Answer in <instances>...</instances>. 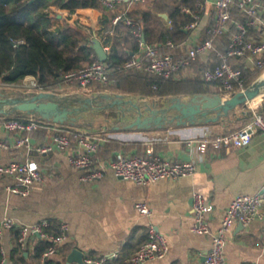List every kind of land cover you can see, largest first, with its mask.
Here are the masks:
<instances>
[{
	"label": "crops",
	"instance_id": "1",
	"mask_svg": "<svg viewBox=\"0 0 264 264\" xmlns=\"http://www.w3.org/2000/svg\"><path fill=\"white\" fill-rule=\"evenodd\" d=\"M156 1H126L120 3L116 9H109L100 2L103 8H82L73 14L56 8L53 9L55 14L52 22L62 27L78 29L92 42L104 26V14L111 18V22L106 26L110 30L107 31L113 34L115 27L128 26L124 21H120L116 26L113 23L116 14L124 13L127 18L139 9L149 10ZM215 1L199 0L194 11L188 6H183V13H200L197 26L187 29V24L186 30H191L188 39L178 45L168 40L167 43L170 41L173 46L160 44L163 50L182 56L189 47L205 39L207 29L215 19ZM184 8H189L190 11L186 12ZM234 14L237 19L246 20L237 10H234ZM164 15L167 14H163L166 26L171 27V20L168 15L167 18ZM232 32L230 29L217 40V49H226ZM101 42L107 51L109 47L105 46L102 40ZM122 46L128 51L132 41L128 40ZM217 64L218 58L213 52L207 58L193 61L191 66L182 70L183 73L179 75L180 72L176 78L198 77L203 70ZM243 70L246 81L251 73L258 72L250 85L264 76V70H250L244 66ZM143 73L145 71L141 72ZM131 79L136 81L137 77ZM108 86L104 91L93 89L83 93L76 85L69 87L63 82L59 89L64 88L60 93L62 95H94L108 92L124 94L135 101L150 103H162L165 98L171 96L189 98L198 93L220 94L219 83L216 81L197 84V92H193L195 88H192L165 96L134 92L127 85L119 87L112 74ZM154 88L157 86L154 85ZM257 99L264 116V94ZM2 117L12 116L0 115V140L9 143L11 147H0V164L25 162L31 158L44 176L43 181L33 186L29 195L22 196L8 191L9 186L17 184V179L0 173V221L8 217L15 222L14 228L5 230L0 240L7 264H77L68 261L69 254L75 248L84 253L85 260L118 252V257L109 258L103 264H130L128 259L148 240L150 223H154L167 238L169 252L163 258L148 260L142 264H201L212 247V237L210 234H197L191 230L194 223L193 193H202L207 201L213 204L214 209L208 217L210 226L215 231L235 196L255 194L264 187V133L260 130L246 147L216 149L209 144L205 156L201 157L196 147L188 144L190 139H202L207 129L214 133H231L246 125L253 118L248 103L239 105L228 116L209 123L172 124L153 129L126 128L115 113L105 112L97 116L88 115L86 119L79 120L72 126L105 135L96 154L101 161H108L117 153H123L161 155L173 161L194 160L197 164L193 175L161 179L149 184H138L129 179L118 178L110 170L98 181H82L81 171L71 165L67 152L55 148L44 154L35 151L29 153L25 147H16L18 133L6 130L2 125ZM31 136L32 143L37 146L51 140V133L42 128L34 131ZM138 203H147L152 209V215H141L136 208ZM45 220L50 222L48 229L53 230L52 234L59 233L61 222L69 225L67 237L58 251L47 259H44V253L38 256L42 245L48 241L38 233H31L25 247H21L23 257L15 252L18 246L17 232L21 233L22 227ZM226 239V264H264V204L259 216L251 223H233L227 231Z\"/></svg>",
	"mask_w": 264,
	"mask_h": 264
},
{
	"label": "built area",
	"instance_id": "2",
	"mask_svg": "<svg viewBox=\"0 0 264 264\" xmlns=\"http://www.w3.org/2000/svg\"><path fill=\"white\" fill-rule=\"evenodd\" d=\"M109 9H116L122 2L136 3L145 0H99ZM215 19L207 29V36L199 43L187 49L182 56H176L173 52H165L159 44L148 43L140 31L135 34L139 39L140 52L123 66L126 69H137L158 74L169 78L179 71L191 66L198 58H207L215 53L218 64L202 71V79L207 82H218L220 94L224 98L232 97L236 92L244 91L246 80L244 67L250 70H264V0H216ZM237 10L246 17V20L237 19L234 14ZM189 12V8H184ZM199 20L198 11L194 14V20L186 28L194 29ZM124 21L132 25L130 18H125L124 13H118L113 18V23ZM230 29L233 30L229 43L224 51L217 49V40ZM255 31V33H253ZM173 46L169 41L167 43ZM113 69L106 61L96 60L91 64L72 72L65 73L63 82L72 87L76 85L83 93L92 91L95 85L106 86L110 82V74ZM23 87L29 88L27 93H36L45 90L34 76L24 79ZM6 85V84H4ZM64 88H58L53 92L61 93ZM253 101V100H252ZM253 118L246 125L231 133H214L210 129L205 130L203 138L190 139L188 144L196 147L200 157L205 156L209 144L216 149L221 147L243 148L248 146L255 134L260 130L264 133V116L258 104H251ZM3 127L9 131H16L18 138L16 147H25L29 153L41 154L58 149L69 154L71 165L81 171L82 181H98L107 171H112L118 178L129 179L138 184H149L161 179H176L193 175L197 169L194 160L173 161L161 155H127L117 153L108 161L97 158V152L105 135L101 132H91L72 126L62 125L35 115L2 117ZM46 129L51 133V140L42 146L32 143L31 134L38 129ZM1 148H10L11 145L0 140ZM0 173L13 176L17 184L8 187L11 193L27 196L33 186L43 181V173L39 166L29 158L25 162L12 161L8 164H0ZM264 204V187L255 194H243L235 196L228 209L225 211L220 226L215 231L209 223V213L214 209L200 192L193 193V218L191 230L197 234H210L212 247L201 264H226L225 247L226 234L233 223H251L259 216L261 206ZM138 212L146 217L152 215V209L147 203L136 205ZM50 222L48 220L22 227L19 243L25 247L27 238L31 233L40 234L50 244L44 252V259L54 255L63 244L69 231L66 222L59 224V233L52 234L47 231ZM15 222L8 217L0 221V240L7 229H12ZM3 257L6 258L1 247ZM169 252L168 241L165 235L154 223H150L148 240L141 245L128 259L130 264H142L148 260L163 258ZM118 252L104 255L99 258H89L86 264H103L109 258L118 257Z\"/></svg>",
	"mask_w": 264,
	"mask_h": 264
},
{
	"label": "trees",
	"instance_id": "3",
	"mask_svg": "<svg viewBox=\"0 0 264 264\" xmlns=\"http://www.w3.org/2000/svg\"><path fill=\"white\" fill-rule=\"evenodd\" d=\"M198 1L157 0L149 10L139 9L127 17L135 22L132 25L119 28L117 25L120 23L116 24L113 34L109 33L106 26L111 18L103 15L104 26L97 32V37L109 47L106 63L113 69L111 74L117 86L127 85L134 92L145 95L179 94L192 88H195L193 92L198 91L197 84L205 81L202 75L177 79L176 76L183 73L181 70L174 76L165 78L155 73L141 74L140 70L123 67L140 52L136 31H140L148 43L163 46L168 40L177 45L184 43L191 34V30L187 31L185 26L194 20L195 13H183L182 7L188 6L194 11ZM92 7L103 8L99 0H0V83L19 84L27 76H34L41 87L53 91L63 83L62 77L65 73L100 60L93 48V41H89L82 32L52 22L55 14L53 9L66 10L73 14L79 9ZM163 14L168 15L172 22L171 27L166 26ZM128 40L132 41V46L127 51L122 45ZM257 75L258 72L251 73L246 86ZM133 77H137V80L132 81ZM48 228L47 231L51 233L53 230ZM20 235V231L17 232L18 246L15 252L23 257ZM45 243L38 256H42L50 244ZM7 262V257L4 258L1 252L0 243V264Z\"/></svg>",
	"mask_w": 264,
	"mask_h": 264
},
{
	"label": "water",
	"instance_id": "4",
	"mask_svg": "<svg viewBox=\"0 0 264 264\" xmlns=\"http://www.w3.org/2000/svg\"><path fill=\"white\" fill-rule=\"evenodd\" d=\"M164 16L167 18V15ZM93 48L101 61H107V51L97 37L93 39ZM20 92L18 91L15 96H9L6 89L0 90V115L12 113L20 116L35 115L49 121L75 126L88 115L97 116L106 112L115 113L126 128L153 129L172 124L218 121L228 116L239 105L247 104L263 95L264 76L230 98H224L221 94L198 93L189 98L167 97L162 102L163 105L135 101L119 93L62 95L53 91H41L24 93L23 96ZM68 261L86 264L84 253L76 248L69 254Z\"/></svg>",
	"mask_w": 264,
	"mask_h": 264
},
{
	"label": "rangeland",
	"instance_id": "5",
	"mask_svg": "<svg viewBox=\"0 0 264 264\" xmlns=\"http://www.w3.org/2000/svg\"><path fill=\"white\" fill-rule=\"evenodd\" d=\"M25 81L23 80L21 83L19 84H15V85H10V86H6L4 85L3 83H0V90L2 89H6V91L8 92L9 96H15L17 94L18 91H21L20 93H22V95L24 93H27L26 91H29L30 89L29 88H25L23 87ZM97 86V87H96ZM6 87V88H5ZM109 86H100V85H95L92 87V90L95 89V90H98V91H104L106 88H108ZM135 94V93H133ZM24 96V95H23ZM259 99H260V96H259ZM160 105H163V103H160ZM9 109V108H7ZM12 117H15L16 115H19V114H16V113H12L10 114Z\"/></svg>",
	"mask_w": 264,
	"mask_h": 264
},
{
	"label": "bare ground",
	"instance_id": "6",
	"mask_svg": "<svg viewBox=\"0 0 264 264\" xmlns=\"http://www.w3.org/2000/svg\"><path fill=\"white\" fill-rule=\"evenodd\" d=\"M258 97H259V96H258ZM257 102H258V99L255 98V99L251 102V104L255 105V104H257Z\"/></svg>",
	"mask_w": 264,
	"mask_h": 264
}]
</instances>
